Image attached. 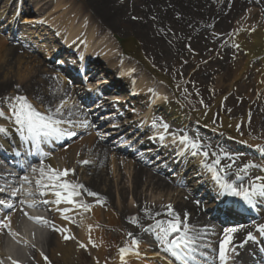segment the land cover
Here are the masks:
<instances>
[{
  "label": "rangeland",
  "instance_id": "374dc122",
  "mask_svg": "<svg viewBox=\"0 0 264 264\" xmlns=\"http://www.w3.org/2000/svg\"><path fill=\"white\" fill-rule=\"evenodd\" d=\"M58 1L61 2V9H66L67 14L56 20L62 13L61 9H54L57 0H0V43L8 48L18 46L21 49L18 55H21L22 59V63L18 65L15 63V58H8V61L12 64L9 63L8 66L4 67L6 76L10 79L16 75L17 71L22 74L24 72L30 73L32 69L37 70L39 75L36 77L32 74V78L38 88L39 97L37 100L40 102L38 103L29 99L28 101L42 114L48 113V110L55 113L57 107H60L63 102H68L69 106L66 110H61L60 113L56 114V118L66 121V123L61 125L66 131L70 132L71 128L75 127L77 129H74V132L78 133L76 137L61 144L58 150H64L66 153H69L79 141L94 135L96 137V144L106 147L109 152L127 155V157H132L136 161L140 160L146 164L148 169L157 171L164 179L180 182V186L178 184V186L171 185L168 190L164 191L157 190L155 187H148L149 184L145 182L144 187L141 189V198L144 203L137 204V200H133L134 202L131 201V205H133L130 207L132 212L129 211L127 213L125 211L127 216L123 219V223L125 224L126 221L128 228L125 229L124 227L122 229L123 241L117 244L110 240V237L113 236L110 232H107L104 236L108 240L109 246L111 245L114 256L117 254L116 256L120 257L119 249L126 248L131 249V251L135 250L144 253L143 258L146 261H153L157 264L160 261L168 264L172 263L171 256L169 254L167 256L165 252L161 251L162 246L157 240L159 233L149 225V218L151 220L152 215L149 214L147 209L144 210V207L150 205L156 206L158 204L166 208L168 205L174 207L175 204L181 202L180 198L183 200L188 195L192 200H197V196L194 193L190 196L189 193L192 192L190 191L191 188L188 189V184L184 183L185 177H181L182 173L179 172L177 167L167 168L166 165L160 164L162 160H160L161 156H159L161 154L157 153V145L166 144L161 147L162 151L166 152L169 145L172 148H176L180 144L178 142L172 143V136L168 134H166L164 142L153 138V136L157 135V130L152 126L153 121H163L168 124L169 133L176 136L187 135L191 139L198 138L204 146V150L209 152L207 163H211L215 159L212 153H216L221 157L220 166L232 163L234 160L233 167L227 169L225 173L226 178L230 182L236 184L242 182L245 186H248L250 182L256 183L257 180L255 178L264 175V88L260 84V78H258L261 76V60L258 56L253 57L250 61L248 74L243 76L242 79H236V72L244 66V55H247V53L232 41L234 20L230 17L227 19L226 16H219L215 18L214 22L211 20H204V23L203 21L199 22L202 28H199V24H191L186 29L182 28L179 31L178 37L182 39L193 38L196 45L181 48L179 53L173 54L177 56V59L164 60L162 58L160 60L157 58V51L154 46L149 43H146L148 46L146 44L143 45L144 50H149L153 55L152 64L155 67L151 65L150 61L148 64L150 65V69L152 68V71L156 70L158 78L161 75L170 79L172 89H169L160 83L156 84L150 77L151 74L143 67H140L141 71L139 70V74V71L136 73L135 69L139 64L136 61L125 58V55L118 57L113 69H108L106 64L111 56L122 54L119 40L127 39L125 37L130 36V38L137 37L142 41L140 37L134 36L132 32L134 27L131 30L127 29L129 25L133 24L132 22L143 23V19L146 22L145 18L147 15L152 20L154 12L158 11V9L163 14L169 11L170 13L168 14L173 18L179 15L181 6L174 3L173 0ZM216 1L218 4L231 2V0ZM238 6L242 14V19L238 21L240 26L238 30L244 31V29H247V31H250L254 26V19H260L263 15L261 13L263 10L260 12L259 9L253 6H245V4L241 3H238ZM182 9L189 11L184 6ZM51 13H55V18H52L53 15ZM69 16L70 18L75 16V19L81 20L75 27H85L87 36L91 35V43H94L96 39L95 36H92L94 28H101V34L103 33L102 39L104 41L98 42L95 47L93 45L91 53L85 55L88 57L92 56L91 58L93 59L90 63L89 61L87 62L86 67H83L82 47L80 44L83 34L82 30L77 33V37L72 41V44L76 43V46L64 48L62 39L67 31L65 23L68 21ZM47 17L53 21L56 20L55 22L58 21L61 25L59 27H63L64 32L58 34L55 31L56 29H53V26H51L52 22ZM222 17L224 18L222 22L223 27H217L216 24ZM10 20L11 23L9 25ZM75 27L73 26L72 28ZM22 32H24V37L18 39V36ZM154 34L157 33L150 34L146 39L153 41ZM195 36L199 37V39L197 40ZM167 39H174L173 32L169 31V34L165 35L163 41L159 40L162 44L164 43L166 44L165 46H168L169 42H167ZM125 59L127 60V64L124 65ZM17 67L18 70H16ZM120 68L130 70L127 74L131 80L128 78V80H121L115 76ZM88 74L92 75V77H89ZM66 77L73 78L74 82L80 87L73 88L74 84L71 82L64 86L62 79ZM3 78L0 77V82H2ZM140 78L145 80V92L142 95H134L135 93H132L131 89L134 88L135 82L139 81ZM106 81L111 83H107ZM79 82L84 84V86ZM104 87L107 89H104ZM177 88H179L177 96L182 102L181 107L188 116L193 119L189 115V112L193 111L209 112V122L217 130L199 126L194 121H191L193 123L188 124V127L184 124L175 125L172 120L162 113L160 105L152 102L153 98L157 95L164 96L162 102H165V100H168L172 96V90L176 92ZM72 91L76 92V96L79 99L89 101L81 106V108L87 115L86 121L90 125L96 124V128L93 129L92 133H90L91 128L85 129V132H88L87 134H84L82 131L84 127L89 125L88 123L85 126L83 120L78 119L76 116H64L68 108L76 100V96L73 95ZM5 92H8V94L2 99H6L0 102V109L4 112L13 113L12 109L15 106L14 97L20 95L30 98L24 91L18 92L16 87H11L9 91ZM56 93L67 97L66 101H62L63 99L56 100ZM46 102L50 103L48 105L50 106L49 109L44 107L47 106ZM93 103L99 105L95 107L96 110L94 111L89 108ZM77 115H79V111ZM9 116L11 117L12 115L10 114ZM226 121L230 122V124H227L224 128H230L232 132L230 133L231 137L218 130L222 126V123ZM174 128L177 129L174 130ZM228 138L232 139L226 140ZM130 141H133L136 145H140L138 150L144 149L146 152L141 153L143 155L139 157L131 153L129 150L130 146H128ZM109 152H107L105 167L106 178L111 179L116 175L111 170L117 171V168L110 163L107 165L111 156ZM227 157H231L232 159H227ZM90 158L89 156H85V159L82 158L83 160L81 159V161L88 160L92 162L93 156L91 155ZM195 158L197 159L196 164L202 168L201 173L203 172L209 176L210 173L201 166V158ZM245 165H254V167L248 169L247 176H244L243 173L240 174L242 180H236L237 170ZM70 166L71 163L69 162L67 169L71 170L69 175L72 177L74 170ZM119 168L121 169V167ZM120 173L128 176L129 171L124 169ZM190 174L192 172L188 174V177H190ZM122 186L118 187V189L122 190ZM112 191L114 195L111 192V198L116 199L119 197L120 194L117 196L116 188ZM129 202L128 197V205H130ZM100 205L104 211L107 209L113 214H121L119 210L112 209L113 207L111 206L104 205V203ZM137 205L141 206V209H139L140 213L139 211L137 212ZM197 210H191L193 214L190 217H195V226H192V228L203 230L205 226H201L203 223L200 222L203 219V215L199 212L198 216ZM185 214L188 217V213L180 212V218L184 219ZM40 215V217H43V214ZM133 218H135V223L130 222ZM257 220L263 222L264 214L258 217ZM27 222L31 229L41 228H36L38 225H32L28 220ZM208 222L212 225L215 223L210 219H208ZM101 224L105 223L102 221ZM101 224L98 226L99 229H104ZM189 224L192 223H187V225ZM137 226L140 237L137 238L135 235L128 236L126 232L134 230ZM145 229L151 230L145 231ZM249 231L252 232V228ZM217 232H213L210 229L208 234H213V238L209 235L208 238H205L209 239L208 241L203 240L200 246L194 245L195 252L192 253L195 257L194 261L202 264L204 263V259L212 258L211 254L214 252L215 242L223 238L222 233L219 234L218 230ZM177 235H183V232L174 234V237ZM133 238L138 241V246L135 248L131 245ZM99 246L102 248L100 244ZM116 247L118 249L115 250ZM22 249L26 250V248ZM154 251L157 252L153 253ZM82 253L81 258L76 259L77 262L75 264H96L88 256L91 254L87 250ZM147 256L155 257L146 258ZM110 261L111 259L108 258L102 264H109ZM143 262L145 264V261ZM178 262L183 264L182 261ZM55 264L65 263L57 260Z\"/></svg>",
  "mask_w": 264,
  "mask_h": 264
},
{
  "label": "bare ground",
  "instance_id": "6f19581e",
  "mask_svg": "<svg viewBox=\"0 0 264 264\" xmlns=\"http://www.w3.org/2000/svg\"><path fill=\"white\" fill-rule=\"evenodd\" d=\"M174 3L181 6L178 16H175L171 18V15L169 11L165 12L164 14L159 11H155L153 14V19L150 20L149 16L147 15L146 22L143 19V23H136L132 22V25H129V30H131L133 27V34L134 36H138L142 39L139 40L137 37L130 38V36H127L119 40V46L122 50V54L119 55H113L107 60V68L113 69L115 67V63L118 60V57L120 55H125V58L136 61L139 66L136 67L135 72L137 73L139 70L141 71L140 67H143L146 69L150 74L151 78L154 80V82L157 84L164 85V87H168L169 89H172L170 79H167L166 77H163L161 75H156V70L152 71L150 69V65H148L153 60V55L151 52L147 49L144 50V44L149 43L152 46L156 48L157 51V58L158 59H177L176 55L180 52L181 48L189 46V45H196V42L193 40V38H187L182 39L181 37H178L179 31L183 29H186L188 25L194 24L197 25L199 22L204 20H211L214 22L215 18H218L219 16H226L227 19L229 17L234 20L233 29H232V41L234 44H236L240 49L244 50L247 55H244V61L245 64L242 68L238 69L236 72V79H239L245 75H247L249 71V66L251 64V59L253 57L258 56L262 63V69H261V76L260 78V84L264 88V0H231V2H225L223 4H218L216 0H173ZM238 3L245 4V6H253L257 9L263 10L261 12L263 15L260 19H254V26L251 28L250 31H247V29H244V31H239L240 28L238 21L242 19V14L240 11V8L238 6ZM61 2L57 0L56 5L54 6V9L60 10L61 9ZM186 10L182 9V7ZM244 6V5H243ZM62 13L56 18V20H59L62 18V16L66 13V9H61ZM195 10V13H194ZM52 14V13H51ZM52 18H55L54 14H52ZM189 16V17H188ZM216 24L217 27H223V18ZM68 21L65 23V28L67 31L65 32V36L62 39L63 44L67 47L76 46V43L72 44V41L77 37V33L82 30V38L80 39V44L82 47V60L85 55H89L92 51L93 45L94 47L96 44L100 41H104L102 39L103 33L101 34V28H94L92 30V36H95L94 43H91V35L87 36L86 28L83 26H77L76 24H79L81 22L80 19H75V16L70 18L68 17ZM209 18V19H208ZM48 20L52 22L51 26H53V29L55 28L56 32L58 34L64 32L63 27L59 24V22H55L56 20H52L49 17H47ZM199 20V21H198ZM11 23V20L9 21V25ZM74 23V25H73ZM202 23V24H203ZM205 25V24H203ZM75 28H72V27ZM199 28H202V25ZM169 31L173 32V38L174 39H167V42H169V47L165 46L166 44H162L161 41H163V38H165V35ZM121 32V31H118ZM130 32V31H129ZM94 33V34H93ZM154 34L153 41L146 39L149 37L150 34ZM129 35V34H127ZM164 36V37H163ZM24 37V32L20 33V36H18V39ZM195 38L198 40L199 37L195 36ZM105 43V42H103ZM148 46V44H146ZM21 50L18 46H12V47H6L2 43H0V77H4L2 82H0V102L3 101V97L7 96L9 91V88L16 87L17 91H24L30 98H27L29 100L37 101L38 103V97L39 92L38 88L36 87V83L34 79L32 78V74H34L36 77L39 75L36 69H32L30 73H20L17 71L16 75H14L12 78H8L5 73V66H8L11 62L8 61V58H15L16 64H21L22 59L21 55H18ZM49 54V53H48ZM50 55V54H49ZM94 55V54H92ZM92 57V56H91ZM88 58L92 59V58ZM187 57V56H186ZM6 59V60H5ZM146 59V61H145ZM92 61V60H90ZM123 64H127V60L125 59ZM83 67H86V64H83ZM139 67V68H138ZM155 67V66H154ZM10 69V68H9ZM18 70V67L17 69ZM130 70L126 68H120L118 72L116 73V77L120 79H127L128 78V72ZM138 72V74L140 73ZM110 72V70H108ZM52 76V75H51ZM131 80V78H128ZM127 79V80H128ZM63 85H67V80L62 79ZM145 80L143 78H140L139 81H136L134 84L133 91H135V94H143L146 89ZM144 82V83H143ZM44 84V83H43ZM231 86V85H230ZM74 88H79L78 84L74 85ZM181 90H183L181 88ZM177 92H179V88L176 89V92L172 90V96L165 100V102H162L164 99V96L157 95L153 98V103H156L157 105H160V108L162 110V113L165 114L168 119L172 120L175 125H186L188 127V124L193 123L191 121L196 122L199 126L205 127L207 129H214L215 127H212L210 124V113L206 111L202 112H189L190 116L193 118L191 119L188 114L182 109L181 107V100L177 96ZM72 93L76 94V92L72 91ZM56 95V100L63 99L62 101H66L65 96L63 95ZM47 106H44L49 109L50 106H48L50 103L46 102ZM52 104V103H51ZM62 111L66 110V108L69 106L68 102H63ZM92 107V106H91ZM79 109L78 103L75 102L72 106L68 108L64 116H77V110ZM71 110V111H70ZM48 112H51L48 110ZM0 113H3L2 116H0V126L6 128L8 131L6 134H0V156L2 152H12L13 149V143H17L19 139L21 138V135L16 131V125L14 123V114H11L9 112H4L0 110ZM52 113V112H51ZM80 113V112H79ZM209 113V114H208ZM12 115L13 119H10L9 115ZM75 114V115H74ZM81 117L85 118L86 116L84 113L80 114ZM80 116L78 118H80ZM76 118V117H75ZM172 118V119H171ZM190 119V120H189ZM86 121V120H85ZM222 122V121H221ZM89 124V123H88ZM227 124H230V122L226 121L222 123V126L218 129L222 133H226L231 137L232 133L230 131V128L226 129L224 126ZM229 127V126H228ZM86 128H91L90 133H92L93 129L96 128V124L94 125H88L82 129L84 134H87L88 132H85ZM193 129V127H191ZM77 129V128H72ZM177 128H174L176 130ZM190 130V129H188ZM192 131V130H191ZM95 134V132H93ZM49 140L47 143L41 144L43 146V153H47L46 156L43 155V161L42 164L45 165V167L52 168V169H67V165L70 162L71 166L70 168L74 170V175L70 177L68 175L65 179L70 183L75 184H82L88 191L95 192L97 194V197H89L86 194H82L80 197L82 198V201L88 205H90L89 211H84L83 208H73L71 205L61 204L59 206L52 203L54 201L55 197L49 193L46 196L41 197L40 195L33 196V203H35V207H30V209H41L43 208L47 213V218L50 223L48 224V233H46V237L43 236L42 231H38V233L33 231H27L31 236L24 239L20 233L16 230V223L19 220L23 219L22 215V203L18 199L24 197L23 194L18 192V195L11 199L13 200L14 207L11 210L3 209L0 207V217H2L5 212H9L12 216V227L13 230L18 233L16 238L14 240H9L7 242L6 238L4 239V235H0V261L3 262V264H11V260L9 257H11L12 260L18 261V264H46L44 260V256H46L47 264H55L57 260H60L61 262L65 264H75L77 261L76 259L81 258L82 252H85L87 250L91 255H88L91 257L92 261L96 264H102L104 260H107L108 258L111 259L109 264H121V260L119 256L113 255V251L111 249V245L109 246L108 240L104 238L107 232H110L113 234L112 237H110V240L116 242L117 244L121 243L122 240V229L125 227V229L128 228L126 225L127 222L125 221V224L123 223V219H125L126 212L129 213L132 212L131 201L137 200V204L144 203L141 198V192L142 187H144V183L147 182L148 187L156 188L157 190H168L171 185L174 183L170 180L164 179L157 175V172H152L149 170L143 163H140L139 161H133L132 159L121 157V155L113 152H109L106 147H102L100 144H96V137L94 135H91L90 137H86L85 139L79 141L77 145H75L69 153H66L64 150H59L57 152L50 150L48 147L49 145H53L54 143L58 142L60 143L61 140ZM232 138H228L226 140H231ZM24 147H27L26 145H23ZM251 146V145H249ZM181 145H179L177 148L178 153L181 151ZM252 147V146H251ZM29 148V147H28ZM111 153V156L109 158V162L113 165L115 168H117V171L114 169L111 170L116 175L109 179L106 178V167L105 162L107 158V152ZM20 152H23V149L20 150ZM177 153V154H178ZM93 156L92 162L83 165L81 164V159H85V156ZM13 156V155H12ZM180 156V155H179ZM68 157V158H67ZM28 157H25L27 160ZM183 158V166L185 165L190 170L194 171V174L196 176L200 175V177H203V175L199 172L197 165L195 162V157H192L187 152H185L182 155ZM82 159V160H83ZM91 159V158H90ZM21 162H25V160H21ZM120 162V163H119ZM119 163V164H118ZM117 164V165H116ZM5 166V163H3L0 160V177L2 174L4 177V180L6 181L8 178H11L10 181H13V184L15 183L16 186H13V189L18 188H28L31 190H28V192H32V190H35V186L32 180H29L30 182L25 184L22 180V177L27 176L28 172H21L18 173V176L12 175L11 173L8 174L3 167ZM35 165H31V170L29 174V179L31 177L39 178V171L36 173L32 172V169L35 168ZM121 167L122 170H128V176H124L123 173H120L122 170L119 168ZM45 168V170H47ZM105 168V169H104ZM36 169V168H35ZM181 170V169H180ZM2 173V174H1ZM22 174L24 176L20 177ZM202 175V176H201ZM185 176V174H183ZM264 178V176H261ZM1 180V178H0ZM127 180V182H125ZM114 181V182H113ZM192 180L190 179L189 182ZM2 182V181H1ZM128 183V184H127ZM260 183H264V180H260ZM151 184V185H150ZM211 184V183H209ZM8 187L12 186V183L7 184ZM122 186V190L118 189V187ZM117 189V197L116 199L111 198L110 194L111 192L114 195V192L112 190ZM121 192V193H120ZM39 194V193H38ZM127 194V198H126ZM19 197V198H17ZM27 198L30 197V195L26 196ZM129 197V204H127V200ZM5 198V197H4ZM0 199H3L0 196ZM47 200L49 203L45 204L42 201ZM126 200V201H125ZM181 202H178L175 204L174 207H172L175 214L180 217L179 213H188V217L186 220V223H192L189 224L190 226L188 234L190 236L199 234V239L197 240L195 245L200 246L202 241H208L209 235L213 238V234H208L206 231L200 230V229H193L192 226H195V217H190L193 212L191 210H196L197 207L194 205V201L187 195L185 198H180ZM134 202V201H133ZM107 205L113 207L112 209H117L120 211L121 214H113L110 210H103L100 206V204ZM197 204V203H196ZM117 207V208H116ZM136 207V206H135ZM137 212L139 209H141L140 205H137L136 207ZM147 209L150 215H152L151 220L149 218V225H152L154 228V225L157 221H167L171 219L167 215V208L161 204H158L156 206H145L144 210ZM198 216H199V210ZM141 211H139L140 213ZM147 212V213H148ZM125 213V214H124ZM62 214L67 215L68 219H62ZM136 214V213H134ZM183 215V214H182ZM33 217H36L33 214ZM130 218V217H129ZM105 219V221H104ZM183 221V219L181 218ZM206 220V218L202 219ZM202 220L200 222L202 223ZM102 221L105 224H101ZM198 223V222H196ZM104 229H99V225ZM40 225V224H39ZM199 225V224H197ZM41 226V225H40ZM67 228L68 229V235L71 237H74V239H68L65 240L63 238V234L55 231V228ZM138 226L134 228V230H128L126 232L127 234L131 233L132 235H135V237H140V232L138 231ZM109 234V233H108ZM129 236V235H128ZM238 239L237 235H234L233 241H236ZM89 240L92 241V243H89ZM19 241V243H17ZM26 243V245H24ZM83 243L86 247L81 248L79 245ZM95 244L96 246L93 247L92 245ZM99 244L102 246V248L99 246ZM116 244V245H117ZM21 246L28 247V250L25 251L22 249ZM21 247V248H20ZM118 249L117 247L115 250ZM253 251V248L251 247H245L243 252L239 255V263H247V255ZM157 251H154L153 253H156ZM41 253H43V256H41ZM142 252L132 250L125 256L126 264H144L143 261H145V264H157L153 261H146V259L143 258ZM86 255V254H85ZM155 256H147L146 258H154ZM98 261V262H97ZM226 261V260H225ZM224 261V262H225ZM106 263V262H105ZM107 264V263H106ZM158 264H167L160 261Z\"/></svg>",
  "mask_w": 264,
  "mask_h": 264
},
{
  "label": "snow or ice",
  "instance_id": "6c2138e0",
  "mask_svg": "<svg viewBox=\"0 0 264 264\" xmlns=\"http://www.w3.org/2000/svg\"><path fill=\"white\" fill-rule=\"evenodd\" d=\"M15 101V106L12 109L14 113V123L16 125V131L21 135L22 140L25 142H30L32 148L36 150L37 153L46 156L47 153L41 152V144L47 143L49 140H60L63 137H71L75 133L66 131L61 127L62 124L66 121L57 119L56 114L60 113L61 108L57 107L55 113H45L42 114L40 111L35 109L33 105L28 101L26 96H16L13 98ZM3 113H0L2 116ZM85 126L87 122L85 121ZM153 128L157 130V139L164 142L166 139V134L172 136V143H179L181 151L178 155H183L187 152L192 157H200L201 166L211 175L212 181L218 186L219 196H228L237 198L239 201L243 202L244 205L253 206L257 197H264V183L256 184L250 182L248 186H245L242 182L236 184L230 182L226 178V170L233 167L232 163L221 165V157L216 153H212V156L215 159L211 163H207L209 152L204 150V146L200 143L199 139H191L187 135L176 136L175 134L169 133V125L163 121H153ZM7 129L0 126V134H6ZM227 159H232L227 157ZM83 165L91 163V161L84 160L80 162ZM254 167V165H245L241 167L236 172V180H242L241 173L244 176H247L248 169ZM39 171V178L35 180L37 191L41 197L51 193L55 199L52 201L55 205L59 206L61 204L71 205L73 208L79 209L83 208L84 211L90 210V205L84 203L83 201H78L76 198L80 197L82 194H86L89 197H97V194L92 191H88L84 185L75 184L68 182L65 178L71 173L70 169H52L48 168L45 170L44 167H41L39 170L33 168L32 172L36 173ZM256 180H264V178L257 176ZM22 180L25 184L29 183V177L24 176ZM6 189L0 187V193L5 192ZM20 189H13L10 193V196L15 198L18 195ZM31 194L30 192L28 193ZM43 203L47 204L49 201L44 200ZM23 203V201H21ZM199 203V202H197ZM36 205L30 204L29 207H35ZM0 207L3 209L11 210L14 207L12 199H0ZM27 216V213H25ZM167 215L171 219L167 221H157L154 225V228L158 231L157 240L162 246L161 251L168 253L170 256L174 257L176 261H182L183 264H189V261H194L195 257L192 253L195 252L194 245L199 239V234L190 236L188 234L189 229L186 223L187 215L183 221L178 217L172 209L171 205L167 206ZM30 220H33L35 223L47 226L50 221L43 217H28ZM62 219L67 220L68 217L65 214H62ZM131 223H135V218H133ZM55 231H58L63 234L65 240L74 239V237L69 236L68 229L59 227L55 228ZM151 229H145V231H150ZM259 233L264 234V225H259L256 229ZM237 231L236 228H228L224 231L223 239L219 244V259L223 262L227 259L228 247L232 243L233 233ZM183 232V235H177L174 237V234H179ZM0 235H7L13 239L16 238L18 233L13 230L12 227V216L9 212L0 217ZM129 236L132 234L129 233ZM170 237H172L170 239ZM248 239H252L251 234H249ZM19 243V241H17ZM89 243H92L89 240ZM131 245L133 248L138 246V241L133 238L131 240ZM93 247L96 245L93 244ZM81 248L86 246L81 243L79 245ZM131 251V249L121 248L119 249L121 264H126L125 256ZM43 256V253H41ZM47 264V257H43ZM11 260V264H18V261ZM0 264H3L0 261Z\"/></svg>",
  "mask_w": 264,
  "mask_h": 264
}]
</instances>
